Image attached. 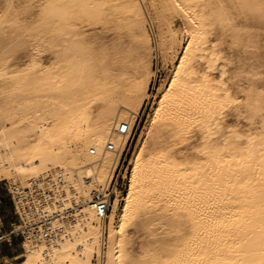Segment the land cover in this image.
<instances>
[{"label":"bare ground","instance_id":"bare-ground-1","mask_svg":"<svg viewBox=\"0 0 264 264\" xmlns=\"http://www.w3.org/2000/svg\"><path fill=\"white\" fill-rule=\"evenodd\" d=\"M156 59L166 75L126 191L101 218L92 197ZM262 83L264 0H0V182L22 221L16 264L264 262V132L216 134L221 112L264 107Z\"/></svg>","mask_w":264,"mask_h":264},{"label":"built area","instance_id":"built-area-1","mask_svg":"<svg viewBox=\"0 0 264 264\" xmlns=\"http://www.w3.org/2000/svg\"><path fill=\"white\" fill-rule=\"evenodd\" d=\"M149 102L146 105L144 111L140 112L138 115L135 124L133 125L132 129L130 130L129 139L123 149L122 155L119 159V162L115 168V171L113 173V176L111 178L110 184L108 188L106 189L105 193L101 192H95L92 197V206L96 209L98 215L101 218H106L110 211L113 208V203L116 198V195L119 194L120 197L125 193L127 188V182H128V175L130 171V160L133 154V151L135 149L136 143L140 136V126L141 123L145 117L146 111L148 109ZM119 130L121 133L125 134L129 131V124L126 122H123ZM108 149L114 150L115 145L113 143L108 144ZM2 225L0 224V246L4 242H11V239L13 237H17L19 235H23L22 231L18 230L16 231L15 228H12L9 231V235L11 239L7 237V232L2 230Z\"/></svg>","mask_w":264,"mask_h":264},{"label":"rangeland","instance_id":"rangeland-1","mask_svg":"<svg viewBox=\"0 0 264 264\" xmlns=\"http://www.w3.org/2000/svg\"><path fill=\"white\" fill-rule=\"evenodd\" d=\"M111 37H112L111 34H109V38ZM156 65H159V66H156ZM154 67L155 68L157 67L156 68L157 76L154 78V80L152 81L150 85L149 93H151V95L144 102L143 107L141 109V114H142L146 105L149 102V106L146 111L145 117L141 123L139 132H141L142 128L147 123L148 117L152 111L151 108H152L153 102L156 99L155 95H157L158 93V87L160 86L162 79L166 75V71L164 67H162V63H159L157 59L155 60ZM158 68L160 71L158 70ZM0 214L3 219V225H2L3 231H9L13 227L12 226L13 224H22L21 217L18 214L17 209L15 207V201H14L13 194L9 190V187L6 181L0 182ZM23 239H24V236L19 235L17 237H13V239H11V242H4L0 246V264H3L1 262L2 255L12 254V253L21 254L23 252L24 250L23 245H22ZM19 260L21 259H18L16 261L9 260V262L17 263L19 262Z\"/></svg>","mask_w":264,"mask_h":264},{"label":"snow or ice","instance_id":"snow-or-ice-1","mask_svg":"<svg viewBox=\"0 0 264 264\" xmlns=\"http://www.w3.org/2000/svg\"><path fill=\"white\" fill-rule=\"evenodd\" d=\"M228 23L232 24L233 21L229 20ZM208 71L209 72L212 71L211 67L208 68ZM221 79H223L222 76ZM221 87H225V86L221 85ZM259 87H260V91L264 92V83H262ZM231 103L235 105H239L242 103V100L234 99L231 101ZM255 115L259 116L258 121H254L253 116ZM253 116H249L248 113H245L244 115L237 114L235 116H231L227 113L221 112L219 114V120L216 123V134L218 137V141L227 144L228 143L227 136H235L236 140L252 141L253 137L251 136L250 133H244L243 135H241L240 131L245 127V125H252L253 123H255V128L259 129L261 132H264V107L260 108L257 113L253 114ZM259 138L261 140H264V135H261ZM196 151L201 155L206 154L205 151L201 148H197ZM260 156H261L260 164L264 166V144L261 145ZM122 227L123 226H121V228ZM261 264H264V262H261Z\"/></svg>","mask_w":264,"mask_h":264},{"label":"crops","instance_id":"crops-1","mask_svg":"<svg viewBox=\"0 0 264 264\" xmlns=\"http://www.w3.org/2000/svg\"><path fill=\"white\" fill-rule=\"evenodd\" d=\"M20 254H15V253H12V254H7V255H2V260H1V262L3 263V264H16V263H12V262H9V260L10 261H16V260H18V256H19ZM18 263V262H17Z\"/></svg>","mask_w":264,"mask_h":264}]
</instances>
